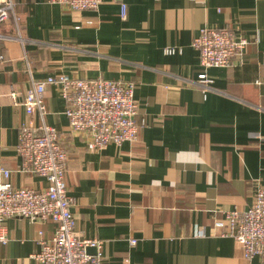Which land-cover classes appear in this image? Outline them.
Instances as JSON below:
<instances>
[{
  "label": "crops",
  "instance_id": "obj_1",
  "mask_svg": "<svg viewBox=\"0 0 264 264\" xmlns=\"http://www.w3.org/2000/svg\"><path fill=\"white\" fill-rule=\"evenodd\" d=\"M14 2L26 42L16 40L13 21L0 26V183L9 170L17 188L49 187L19 171L20 127L40 120L14 106L11 93L22 104L32 81L61 74L131 82L139 141L96 151L87 134L70 130L58 88L47 87L46 121L67 151L77 237L101 243L102 264H263L245 259L217 223L251 207L264 188V0H124L126 19L115 0L82 12ZM205 27L250 44L229 67L204 69L192 43ZM2 232L0 264H41L35 257L43 242L53 244L56 225L8 219Z\"/></svg>",
  "mask_w": 264,
  "mask_h": 264
},
{
  "label": "built area",
  "instance_id": "obj_2",
  "mask_svg": "<svg viewBox=\"0 0 264 264\" xmlns=\"http://www.w3.org/2000/svg\"><path fill=\"white\" fill-rule=\"evenodd\" d=\"M121 6V17H127L124 0H115ZM74 12L95 10L103 0H50ZM13 21L17 31L16 40L25 45L21 35V17L16 12L14 0H1L0 26ZM3 36L0 34V39ZM250 42L237 37L229 29L203 28L192 46L198 51L204 69L227 68L233 59L241 56ZM166 49L165 53H176ZM181 52V51H180ZM264 64V59H263ZM200 83L208 89L212 81L202 75ZM262 81H256L261 85ZM58 88L66 103L65 115L69 128L74 133L88 135V149L101 150L108 145L122 146L139 141L142 128L136 122L138 104L135 101V84L131 82L104 79L80 80L66 74L48 77L44 81H32L26 92L24 103L16 93L10 97L14 106H24L29 118L39 117L40 122H24L19 130L17 151L22 159L20 172H29L45 178L48 189L37 191L32 188L15 187L12 173L2 170L0 183V223L8 219L25 218L32 221H52L56 225L53 244L42 243V250L35 258L41 264H102L101 243L97 240H81L75 233V218L72 208L76 201L68 194L66 173L68 156L60 143L57 128L46 121L45 103L47 87ZM225 222H218L219 228L226 227L222 237L232 238L243 249V257H260L264 264V188L256 194L253 204L243 211L225 213ZM200 237L206 236L202 232ZM8 238L0 233V243ZM132 245L136 241L131 242ZM89 248H96L92 255Z\"/></svg>",
  "mask_w": 264,
  "mask_h": 264
},
{
  "label": "water",
  "instance_id": "obj_3",
  "mask_svg": "<svg viewBox=\"0 0 264 264\" xmlns=\"http://www.w3.org/2000/svg\"><path fill=\"white\" fill-rule=\"evenodd\" d=\"M95 250L94 248H89L88 252L90 253L91 251ZM91 254V253H90Z\"/></svg>",
  "mask_w": 264,
  "mask_h": 264
}]
</instances>
